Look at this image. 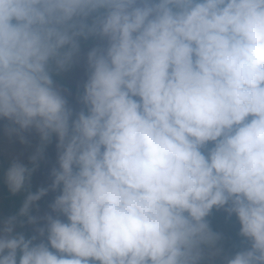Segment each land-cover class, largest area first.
Wrapping results in <instances>:
<instances>
[{
    "label": "clouds",
    "instance_id": "1",
    "mask_svg": "<svg viewBox=\"0 0 264 264\" xmlns=\"http://www.w3.org/2000/svg\"><path fill=\"white\" fill-rule=\"evenodd\" d=\"M88 35L106 46L74 112L53 75ZM0 119L40 139L12 194L57 153L0 221V264H210L214 208L249 242L227 264H264V0H0Z\"/></svg>",
    "mask_w": 264,
    "mask_h": 264
},
{
    "label": "trees",
    "instance_id": "2",
    "mask_svg": "<svg viewBox=\"0 0 264 264\" xmlns=\"http://www.w3.org/2000/svg\"><path fill=\"white\" fill-rule=\"evenodd\" d=\"M69 68L82 73L86 79L88 78L89 71L86 67L82 66L81 64L72 62ZM53 79L56 84L66 90V93L63 95L66 97L68 103L77 106L80 105L83 108V105L79 102V97L83 93V87L80 86L78 82L62 77L60 72L54 73ZM80 110L81 109L76 108L75 112ZM54 141L55 137H53L52 142L44 148L43 154L47 153L49 156L53 155L52 153H50L49 148L53 145ZM39 145L40 139L38 138V140L35 141V143L25 151L24 162L28 161L29 157L35 153ZM10 165L3 166V168H1L0 170V213H2L3 216L0 217V221H3L11 216L16 215L19 209L21 208L25 197L29 193H35L38 190L37 188L39 187L37 186V184L41 185V181H37L36 179L38 172L35 168L25 188L19 193L12 194L9 191L7 184L4 180V174ZM41 175V179L45 180L44 186H48L51 183L50 175L47 174L45 171H41ZM45 198V200L50 201L48 196H46ZM38 203L44 204L46 203V201L40 199L36 202V204ZM207 220L210 224L211 229L215 233H219L221 236V239L216 245V248L219 250L221 257L217 259L216 263L225 262L227 259L231 258L236 252L241 251L249 246V242L240 235V225L234 214L229 216L226 211L214 208L211 214L207 217ZM18 230L23 231L26 236L32 235L30 226L25 225V227Z\"/></svg>",
    "mask_w": 264,
    "mask_h": 264
},
{
    "label": "rangeland",
    "instance_id": "3",
    "mask_svg": "<svg viewBox=\"0 0 264 264\" xmlns=\"http://www.w3.org/2000/svg\"><path fill=\"white\" fill-rule=\"evenodd\" d=\"M78 44H79V52L77 56L74 58L73 62L79 63L82 66L86 67L89 71L88 65H87V53L94 47H105L106 46V40L104 38H101L98 35H88L86 37H77ZM62 77L74 80L80 84V86L83 87V84L86 82V78L84 75L74 69L67 68L64 71L60 72ZM58 88L61 90L62 94L66 93V90L59 86L57 84ZM69 107H71L74 112L76 111V108L82 109L80 105H74L71 103H68ZM16 126L12 125L11 122L7 120L0 119V170L3 168V166H8L14 162L23 163L24 162V155L25 151L31 147L35 141L38 140L39 135L32 129L23 131V132H16V133H10L8 130L10 128H14ZM21 138H23V143L21 142ZM56 140L54 141L53 145L49 148L50 153H52V156H49L47 153H44L42 158L37 161L36 163V171L38 172L37 175V181H41V185L37 186L40 189L42 187H47L45 185V180L41 179V171H45L47 174L50 175V171L53 167L56 166V148H55ZM40 171V172H39ZM57 192L49 191L44 197L41 198V200L46 201V203H38L33 208L32 215L35 216H42L45 213L49 212V205L54 200L55 196L58 195ZM46 196L49 197L50 201L45 200ZM45 198V199H44ZM50 202V203H48ZM220 210L225 211L223 208H220ZM0 217L2 216V213H0ZM221 257L220 252L218 251L216 255L211 257L210 264H227V260L222 263H216L217 259Z\"/></svg>",
    "mask_w": 264,
    "mask_h": 264
}]
</instances>
